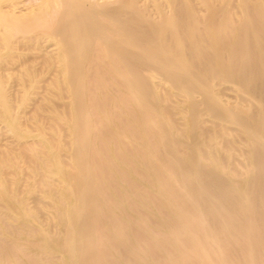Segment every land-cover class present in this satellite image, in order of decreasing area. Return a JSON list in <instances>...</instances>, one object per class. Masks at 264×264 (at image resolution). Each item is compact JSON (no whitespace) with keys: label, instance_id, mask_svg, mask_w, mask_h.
<instances>
[{"label":"bare ground","instance_id":"1","mask_svg":"<svg viewBox=\"0 0 264 264\" xmlns=\"http://www.w3.org/2000/svg\"><path fill=\"white\" fill-rule=\"evenodd\" d=\"M0 0V264H264V0Z\"/></svg>","mask_w":264,"mask_h":264},{"label":"rangeland","instance_id":"2","mask_svg":"<svg viewBox=\"0 0 264 264\" xmlns=\"http://www.w3.org/2000/svg\"><path fill=\"white\" fill-rule=\"evenodd\" d=\"M36 1H37V0H28L27 2H31V3H32V2H36Z\"/></svg>","mask_w":264,"mask_h":264}]
</instances>
